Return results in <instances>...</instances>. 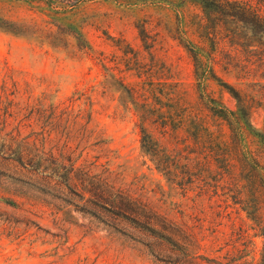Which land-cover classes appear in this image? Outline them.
<instances>
[{"label":"rangeland","instance_id":"obj_1","mask_svg":"<svg viewBox=\"0 0 264 264\" xmlns=\"http://www.w3.org/2000/svg\"><path fill=\"white\" fill-rule=\"evenodd\" d=\"M171 3L0 0V14L26 30L23 35L0 30V82L5 81L10 91L16 85L17 93L11 98L21 114L39 101L47 109L79 98L63 115L71 117L69 122L57 124V132H70L73 141L65 147L64 137L59 140L52 135L43 146L44 171L29 170L0 154V264L183 263L182 253L145 221L109 206H96L88 190L97 182H108L175 218L186 215L194 232H200V248L197 244L192 248L196 255L219 258L222 264L227 253L235 264L258 259L264 238L257 225L233 206L225 208L219 202L218 207L208 200L194 203L191 193L183 197L142 154L137 118L127 110L129 98L121 83L140 95L145 89L177 87L187 92L188 101L196 99L192 59L184 38L194 43L198 39L191 29L186 35L180 33L185 25ZM187 10L199 13L195 6ZM236 59L240 61L242 55ZM216 73L237 90H248L236 76L219 68ZM253 79L264 82L263 75ZM207 91L228 108L235 106L214 83ZM251 122L264 133L262 106L252 109ZM16 125L17 121L8 120L0 141H8L6 134ZM149 127L152 137L160 139L159 129ZM31 129L40 131L37 125L22 128L21 138ZM221 130L228 135L226 127ZM82 135L86 143L78 146ZM67 151L77 160L75 167L83 171L74 170L68 176L53 164L55 158H65ZM195 264L208 263L197 260Z\"/></svg>","mask_w":264,"mask_h":264},{"label":"trees","instance_id":"obj_2","mask_svg":"<svg viewBox=\"0 0 264 264\" xmlns=\"http://www.w3.org/2000/svg\"><path fill=\"white\" fill-rule=\"evenodd\" d=\"M9 1L37 4L47 0ZM171 5L185 25L180 33L186 35L187 29H191L198 39L194 43L184 38V48L192 59L197 96L194 102L188 101L187 92L177 87L172 91L145 89L141 96L119 84L129 98L127 110L137 118L142 154L183 197L191 193L194 203L208 200L216 205L223 203L225 208H238L257 225L264 238V133L251 122L252 109L264 108V82L253 79L256 75L264 76V0H173ZM190 6L197 7L199 13H188ZM0 30L13 35H23L26 31L1 14ZM237 54L242 55L240 61ZM217 68L226 75L236 76L248 90H237L224 82L217 76ZM210 83L225 91L235 106L228 108L213 98L207 91ZM13 88L10 91L5 81L0 82V124L3 125L0 133L8 120L17 121L6 134L8 141H0V154L29 170L44 171L43 146L51 142L52 135L59 140L64 137L65 147L73 141L70 132H57V124L69 122L71 117L63 115L79 98H68L47 109L39 101L29 105V112L22 115L19 104L11 98L17 93L15 84ZM58 110L59 115H55ZM89 123L88 115L86 124ZM32 125H37L40 131L31 129L21 138V129ZM149 126L159 129L160 139L152 137ZM222 127H226L227 136L222 133ZM85 139L80 136L78 146L86 143ZM71 155L68 152L65 158H55L53 163L68 176L74 170L83 171L75 167L77 160ZM81 187L87 189L83 184ZM88 191L96 206H109L145 221L157 236L182 253V264H195L197 260L222 264L219 258L196 255L192 248L196 244L200 248L197 239L200 232H194L183 213L181 218L171 216V212L162 213L108 182H97ZM230 257L227 253L223 264H235ZM242 264H264V243L255 263Z\"/></svg>","mask_w":264,"mask_h":264}]
</instances>
